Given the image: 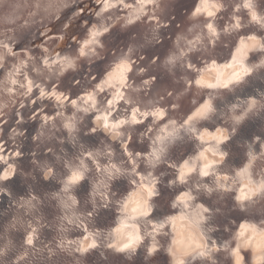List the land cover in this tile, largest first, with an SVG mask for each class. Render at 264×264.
<instances>
[{
	"label": "clouds",
	"instance_id": "9594fccd",
	"mask_svg": "<svg viewBox=\"0 0 264 264\" xmlns=\"http://www.w3.org/2000/svg\"><path fill=\"white\" fill-rule=\"evenodd\" d=\"M98 5L94 16L98 22L87 27L83 38L72 37L77 47L75 52H61L53 41H63V32L48 35L50 29L46 21H58L63 10L77 3V0H63L60 14H51L43 17V31L40 33L44 41L38 47L42 54L36 55L30 48L16 49L18 42L17 32L22 29L40 24L33 16L32 9L43 0H0V133L7 123L9 113L16 110V125L24 122L21 110L26 106L31 108L39 103V107L32 111L30 120L39 118L40 124L33 135L34 142L51 139L56 131H66L67 140L73 146L79 143L80 125L86 117L92 115V127L88 133L102 132L111 142L118 143L126 158L117 161L116 152L112 143H104L103 148L88 149L79 144V154L74 159H65V175L58 182L59 191L51 193L57 201L60 215L56 218L57 236L54 242H43L40 238L42 228L45 227L43 217L39 213L41 201L30 192L28 197H20L12 201L15 213L0 234V264H52L61 254L67 256L84 257L92 250L103 248L117 254H125L131 259L141 246L146 249V258L154 256L163 250L170 256L171 264H193V262L207 261L208 264H218L216 254L223 252L226 258H231L232 264H245L244 252L251 253L250 264H264V219L253 221L242 220L229 239L218 243L211 236L216 228L209 225L212 210L204 203L198 202V194L202 191L211 196L214 192L221 194L232 193L233 199L240 211L256 206L264 200V140L259 136L252 141H245L247 157L244 164L234 168L231 172L222 169L229 152L222 147L233 136L238 128L251 116L264 111V92L259 98L249 96L245 99L237 98L236 102L227 105V114L221 113L225 122H230L231 130L217 126L214 130L199 128L197 125L204 120H210L217 109L214 105L216 90H233V86L242 84L257 68L264 67V56L254 64L248 63L251 52H264V37L255 33L240 37L233 54L244 47L245 40L255 41L254 47H249L243 54L241 70L232 74L228 79L216 77L214 82L204 79L209 68L217 65L231 67L235 55L223 63L212 59L200 68L189 61V55L207 45H214L222 33H232L240 30L247 24L258 25L264 29V11L258 9V0H238L233 6L230 22H226L223 29L216 23L219 13L227 5L224 0H197L189 19L196 20L204 17L206 23L199 27L192 24L188 34H178L173 41L174 51H170L161 62L170 73L178 64L195 72L196 78L189 80L184 77L190 87L195 85L199 89L213 90L205 96L199 104L182 122L169 117L167 106H161L156 100L141 103L140 93H147L151 89L155 77H148L136 83L129 74L134 71L137 76H143L148 69L138 66L140 59L133 55L135 45H129L126 51L110 63L102 78L91 87L73 97L70 91L59 88L60 79L68 72H76L80 68V61L86 60L89 64L97 59H103L105 48L102 37L120 24L121 29L143 22L150 25L148 42L160 43V29L167 27V22L160 18L161 0H94ZM241 10L247 13V21L239 15ZM84 12L77 8L63 25L69 27L70 21ZM84 21V24H87ZM12 58V59H9ZM158 58H153L152 64ZM240 63V61H236ZM89 83L96 81V76L87 77ZM54 81V82H53ZM74 85H81L79 79ZM187 91V89H185ZM172 96V92L167 93ZM178 94L177 99L179 98ZM164 97H160V100ZM50 102L55 109L52 114L45 111ZM194 103V102H193ZM179 105L173 103L172 108ZM71 109V112L68 109ZM151 118V123L139 133V141H148V151L134 152L129 148L134 126L142 125ZM167 118V119H166ZM164 121V123H160ZM25 136V131L13 126L8 134V140L0 139V185L11 180L18 172L17 160L24 154L21 152L19 138ZM194 139L196 151L187 156L179 164L167 159L169 150L178 141ZM63 142V140H61ZM259 143V151L255 145ZM52 152V148L47 149ZM64 150L61 149V152ZM35 157L36 153H32ZM60 155L56 160H61ZM91 162V166L89 164ZM103 161V162H102ZM42 172L44 180L56 176L54 167L47 161L40 163L33 159ZM141 163L147 171L141 172ZM167 164L176 172L174 179H169L167 186L188 185L190 187L179 192L171 201V208L177 211L160 219H151L156 208L154 198L160 196L158 185L165 173L155 174L161 165ZM127 165V166H126ZM93 173V176H89ZM28 176L31 173H24ZM34 178V177H33ZM126 178L131 185L130 190L119 199H113L111 192L114 181ZM210 178V182H204ZM89 179L91 189L89 202L92 211L84 213L79 210V200L75 189L79 184ZM0 194L11 196L8 188L0 186ZM116 206L115 225L108 229L90 227L92 216L99 208ZM235 224V221H233ZM179 226V227H178ZM74 229L82 231L83 235L72 238L69 233ZM23 230L22 246L16 250L14 241L9 232ZM227 231V229H225ZM167 236L166 246L161 244L159 237ZM147 241V244H145ZM14 255L8 259L10 253ZM101 256L104 253L101 252Z\"/></svg>",
	"mask_w": 264,
	"mask_h": 264
},
{
	"label": "water",
	"instance_id": "95a60500",
	"mask_svg": "<svg viewBox=\"0 0 264 264\" xmlns=\"http://www.w3.org/2000/svg\"><path fill=\"white\" fill-rule=\"evenodd\" d=\"M238 0H224L227 5L226 9L218 14L216 23L220 29H223L226 22H230V16L233 12L234 4ZM197 0H161V12L160 18L167 22V27L160 29L161 42L150 43L148 42V37L150 35V25L143 22H137L136 24L128 27L127 29H121L118 23L114 26L108 34L102 37L105 48L103 49L102 56L103 59H97L93 63L89 64L86 60L80 61V68L76 72H68L65 76L60 79L59 88L61 90H67L71 92V95L75 97L82 90L83 87H91L93 83L97 82L104 75L105 71L108 70L110 63L120 55L123 51H126L128 46L135 45L136 50L133 55L136 59L140 60V67H146L148 71L143 76H137L134 71L129 74L130 79H133L136 83L148 77H155V81L150 90L141 92L140 100L141 103H146L148 100H156L161 106H167L169 109V117L176 118L178 121L182 122L184 118L187 117L196 107L197 103H202L205 96L208 95L213 90L209 89H199L195 85L188 86L185 83L184 77L189 80H194L196 78V73L191 69L178 64L173 72H169L161 64L163 59L168 55L170 51H174L173 41L178 34H188L187 29L194 24L199 27V24L203 25L206 23L204 17H199L196 20L189 19V16L196 6ZM258 9L264 11V0H258ZM63 8V0H43V5H37L32 9V13L37 23L27 29H22L17 32L18 42L16 44V49L30 48L34 54H42L40 49L36 45L45 42L44 37L41 36L44 25L43 17L40 15L42 12L44 16L51 14H60ZM83 8L84 12L78 17L73 18L67 29H64L63 25L71 14L77 9ZM98 9V5L95 4L94 0H77L76 4L62 11L60 19L58 21H46L47 27L50 31L48 35L57 34L63 32V41H53L57 44V50L63 52L71 51L75 52L77 47L75 41L72 37L75 36L77 39L83 38L87 31V27L94 22H98L97 18L94 16L95 10ZM246 22L248 17L247 13L243 10L239 13ZM87 21V24H84ZM251 33H255L258 36L264 37V29H261L258 25L247 24L240 30L234 31L232 33H222L220 39L215 42L214 45H207L204 48L199 49L189 55V61L200 68L204 63L215 59L218 63H223L231 58V55H235V60L231 61V67L217 65V69L225 70L232 69L240 66L243 63V54L248 51L249 47L255 46V41L245 40L249 42V46L242 48L238 53L233 54V50L237 46L239 38L242 36H247ZM244 41V42H245ZM251 43V44H250ZM243 53L241 54V52ZM261 56H264V52L254 51L249 54L248 63L254 64L259 61ZM153 58H158L155 64L151 61ZM12 59V58H9ZM236 61H240L237 63ZM214 69V68H209ZM208 69V70H209ZM3 75V70H0V76ZM92 75L96 76V81L89 83L87 77ZM79 79L81 85H74L73 81ZM54 82V81H53ZM187 89V91H185ZM172 92V96H168L167 93ZM264 92V67L257 68L254 73L247 77L246 80L238 85L233 86V90L229 91L227 89L216 90V96L214 98V105L217 109L216 114L212 116L210 120L201 121L197 126L199 128H208L209 130H214L217 126L227 127L231 130V123L225 122L221 113L227 114V105L236 102L237 98L245 99L249 96H255L259 98V93ZM179 98L177 99L178 94ZM160 97L164 99L160 100ZM194 102V103H193ZM173 103L178 104L177 108H172ZM47 107L45 111L52 114L55 109L50 102H45ZM39 107L37 105L31 108L25 107L21 110L24 117V122L20 125H16V110L12 109L9 113L8 121L3 125V132L0 133V139L6 140L9 145L11 141L8 140V134L13 126L20 127L25 131V136L19 138L21 147L20 150L24 154L17 160L18 172L9 181L3 182V187L9 189L11 196L0 194V234L4 233L5 226L11 220L13 214L15 213L12 201L20 197H28L30 192L39 197L41 204L39 205V213L43 217V222L45 227L42 228L40 233V238L43 242H54L57 231H56V218L60 215V210L57 207V201L51 197V193L59 191L61 185L58 182L65 175H67V170L64 167L65 159H74L79 154V144H83L85 148L95 149L103 148L104 143H112V146L116 152L115 159L117 161L126 158L123 156L122 150L118 143L111 142L107 136L102 132L88 133L92 125V115L86 117L85 121L80 125L79 132V143L73 146L67 140L66 131L60 129L56 131L51 139L34 142L32 140L33 135L37 132L40 121L39 118L35 120H30L28 117L31 115L35 108ZM71 112V109H68ZM167 119V118H166ZM151 123V118L145 121L142 125L134 126L132 131V140L129 144V148L134 152H147L148 141L144 140L143 143L139 141V133L143 131L147 125ZM160 123H164L161 121ZM259 136L261 140H264V111L259 112L258 115H251L237 130L235 136H233L225 145L222 147L224 150H228L229 156L226 159L224 167H230V169L242 166L243 162L246 161L247 157L245 155L246 147L245 141L251 142L253 137ZM63 140V142H61ZM196 141L194 139H188L187 136L183 140L178 141L169 150L167 159L169 161L176 162L179 164L187 156L191 155L192 151L196 148ZM256 150L259 151V143L255 145ZM52 148V152H48L47 149ZM226 148V149H225ZM61 149L64 151L61 152ZM35 152L36 155L33 157L32 153ZM60 155L61 160L57 161L56 156ZM33 159L43 163L47 161L50 163L56 172V176L49 180H44L42 172L39 170L37 164L33 163ZM103 162V161H102ZM91 166V162L89 161ZM239 165V166H238ZM127 166V165H126ZM3 166L0 165V168ZM141 172L147 171L145 165L141 163L138 169ZM161 172L165 173L162 177L161 183L158 185L160 196L154 198L153 203H155L156 208L154 209L151 219H160L166 215L174 214L177 210L171 208V201L174 197L181 191H184L186 187H190L192 181L196 180L193 176L192 180L188 185H175L172 188L167 186L169 179H174L176 172L174 169L170 168L167 164H161L156 170L155 174L159 175ZM24 173H31V175L25 176ZM89 176H93L90 173ZM34 177V178H33ZM204 182H210V178H204ZM131 188L128 180L126 178H121L116 180L111 185V192L115 193L113 199H119L125 195ZM91 189V184L89 179L82 181L79 186L75 189V195L77 196L80 204L79 210L87 213L92 211V205L89 202V193ZM229 197L225 203V200L220 201L217 205L206 204V199L213 200L223 194L219 192H214L211 196L205 195L202 191L198 194V202L204 203L207 207L212 210L211 219L209 220V225L215 226L216 230L211 233V236L217 240L218 243L231 237L232 232L235 231L236 226L244 220L249 219L250 216L244 212L240 211L236 206L233 199L235 195L234 192L226 193ZM225 196V195H224ZM262 201V200H261ZM261 201L258 206L261 205ZM116 206L110 205L108 208H99L98 211L92 216L90 221V227L96 229H108L115 225L116 220ZM259 218V217H258ZM257 218V219H258ZM256 219V221H257ZM235 221V224H233ZM214 223H216L214 225ZM220 224V227H216ZM227 229V231L225 230ZM16 250H19L22 246L24 239L23 230H16L9 232ZM70 237L75 238L82 236L83 233L79 229H74L69 233ZM167 236H161V244L166 246L165 238ZM164 238V240H162ZM2 242V240H0ZM147 244V241H145ZM109 250L98 248L92 250L90 253L86 254L82 258L76 256H67L61 254L58 256L52 264H171L168 262L170 259L169 255L161 248L153 257V259L146 258V249L141 246L136 252V254L131 258H127L125 254H117L108 252ZM101 252L104 256H101ZM14 255L10 253L8 259ZM217 262L222 261V264H231V258H226L223 252L216 254ZM250 258H248L247 252H245V264H250ZM149 260V261H148ZM193 264H208L207 261L197 260Z\"/></svg>",
	"mask_w": 264,
	"mask_h": 264
},
{
	"label": "bare ground",
	"instance_id": "6f19581e",
	"mask_svg": "<svg viewBox=\"0 0 264 264\" xmlns=\"http://www.w3.org/2000/svg\"><path fill=\"white\" fill-rule=\"evenodd\" d=\"M251 44V43H250ZM244 47H241L240 48V50L242 49V48H245V47H247V46H249V42L248 41H245L244 42ZM243 53V51L241 52V54ZM241 70V65L240 66H237V67H235V68H232V69H225L224 71L223 70H221V69H217V68H214V69H209L208 71H207V73L206 74H204V76H203V78L204 79H207V80H209V81H213L214 82V80H215V78L216 77H219L221 80H223V79H228L232 74H234V73H236V72H239ZM198 105H199V103H197ZM201 104V103H200ZM197 105V106H198ZM226 149V148H225ZM195 151H196V148H195V150H193L192 151V153L191 154H194L195 153ZM228 151V150H227ZM243 164H244V162H243ZM242 164V165H243ZM239 166V165H238ZM241 167V166H240ZM237 168H239V167H237ZM222 169H225V170H227V171H229V172H231L233 169H230V167H224V168H222ZM225 195V196H224ZM227 196V194H223L222 196H220V197H217V198H215V199H213V200H210L209 201V199H206V201H205V203L206 204H209V205H217L220 201H224L225 200V203H226V201H227V199L229 198V197H226ZM261 205L262 206H258V205H256V206H252V207H249V208H247L246 209V212H244V213H246V214H248L249 216H250V218H249V220H253V221H256V219H257V222L258 221H260V220H262V219H264V200H262L261 201ZM216 223H214V225H215ZM179 227V226H178ZM216 227L218 228V227H220V224H217L216 225ZM230 238V237H229ZM228 238V239H229ZM160 239H161V237H160ZM162 240H164V238L162 239ZM165 240H166V244L165 245H167V243H168V241H169V237H166L165 238ZM108 252H111V255H113L112 254V251L111 250H109ZM247 252V251H246ZM247 255H248V258H250L249 260L251 261V253L250 252H247ZM244 256H245V252H244ZM170 258V257H169ZM149 259H153V257H150ZM149 261V260H148ZM150 262V261H149ZM148 262V263H149ZM168 262L169 263H171V258L170 259H168ZM147 263V264H148ZM143 264H146V261L143 263ZM157 264H160V263H157ZM167 264V263H166ZM218 264H222V261H219L218 262ZM231 264H232V260H231Z\"/></svg>",
	"mask_w": 264,
	"mask_h": 264
}]
</instances>
